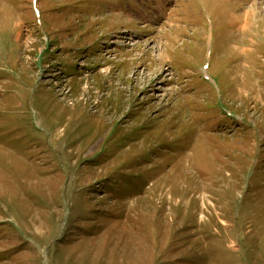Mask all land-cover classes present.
<instances>
[{
    "label": "rangeland",
    "instance_id": "rangeland-1",
    "mask_svg": "<svg viewBox=\"0 0 264 264\" xmlns=\"http://www.w3.org/2000/svg\"><path fill=\"white\" fill-rule=\"evenodd\" d=\"M0 264H264V0H0Z\"/></svg>",
    "mask_w": 264,
    "mask_h": 264
}]
</instances>
